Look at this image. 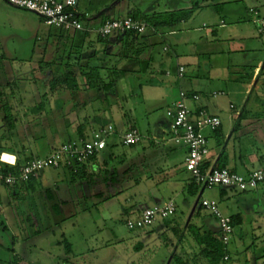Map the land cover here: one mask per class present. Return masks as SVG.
<instances>
[{
	"label": "rangeland",
	"instance_id": "374dc122",
	"mask_svg": "<svg viewBox=\"0 0 264 264\" xmlns=\"http://www.w3.org/2000/svg\"><path fill=\"white\" fill-rule=\"evenodd\" d=\"M127 1L139 3L144 13L155 7V16L145 13L148 26L153 16L160 20L171 12L182 13V19L147 27L134 38L114 31L100 40V17L80 20L81 30L58 28L0 0V158L11 153L43 157L47 143L58 147L74 140L78 128L89 135L110 124L118 132L134 127L143 136L134 146L108 137L107 147L80 177L72 178L62 165L42 170L31 188L0 183V264H167L177 248L162 244L173 238L170 233L158 237L162 220L144 229L126 226L136 217L129 212L136 205L161 206L171 199L162 178L184 168L187 149L172 140L167 110L180 91L195 92L200 100L188 102L190 108L205 107L225 119L240 113L248 87L243 105L252 107L250 115L263 113L264 86L256 91L250 81L264 74V31L256 21L264 18V0ZM123 12L118 4L113 16ZM129 13L137 15L132 9ZM95 66L100 78L92 87L85 73ZM66 77L70 80L60 83ZM4 105L12 115L11 127ZM257 168L259 163L252 167ZM114 172L116 180L106 182ZM47 189L52 199L44 196ZM242 192L232 189L228 195ZM202 197L231 213L218 187L185 196L195 209ZM172 200L178 208L167 220L184 225L190 209L182 207V196ZM258 203L253 210L264 214V201Z\"/></svg>",
	"mask_w": 264,
	"mask_h": 264
},
{
	"label": "crops",
	"instance_id": "0c3cea01",
	"mask_svg": "<svg viewBox=\"0 0 264 264\" xmlns=\"http://www.w3.org/2000/svg\"><path fill=\"white\" fill-rule=\"evenodd\" d=\"M155 2V5L158 6V2ZM177 2L178 1H176V3ZM118 4L119 7L125 11L123 12L124 14H120L121 16L118 18L134 15L129 13L131 9L135 11L137 15L143 17H145V13L147 12H152L154 16L156 13L155 7L148 8L145 13L141 12L142 10L140 9L141 7L139 3L130 5L127 0H77L76 9L86 21H97L98 17H100L99 22L101 25L105 19L115 18L113 15ZM254 15L258 16V13L256 12ZM261 30L264 31L262 28ZM84 31L87 32L88 29H84ZM262 31H260V33ZM261 74L257 80L250 81V85H253V88L256 91H259L262 86H264V74ZM247 91L248 87L244 90V94L239 104L240 108L243 107L241 108L240 113H236L233 116L230 114L225 119H222L217 114H212L220 118L221 124L213 133L209 130L204 131L208 136L209 146V155L205 160L206 167L220 165L228 168L232 172L240 174H245L253 170L252 167L256 163H259L261 167H264V106H260L263 108L262 114L250 115L249 113H251L250 109L252 107H248L245 103L243 105ZM221 95L226 96L223 95V93H221ZM213 97L217 98L219 95L213 94ZM201 108L206 110L205 107ZM229 108L232 109V111L230 110L232 113L235 106L230 103ZM193 109H197V107ZM206 111L208 112V110ZM159 133L161 139H163L164 132L159 131ZM151 142H153L152 139ZM47 146L48 153L52 148H55L52 142L47 143ZM11 154L13 155L8 159L4 157L0 158L1 161L8 160L7 162L13 163L16 159L26 160L28 158H33V156L21 158L17 154ZM162 181L165 182L166 189L171 192L172 198L174 196H182V207H184L185 210L190 209V213L184 225H181L173 219L162 220L163 225L159 233H157L158 237L170 233L173 235V238H169L168 244L166 242L162 244H164V246L170 244L172 248H177V251H172L173 253L168 257L167 264L174 263L173 261H175L176 264H211V257L207 254L210 250H207L203 244L198 245L195 242L191 228L196 227L199 235H206L207 232H211L220 239L219 226L216 218L208 211L206 215H201L200 211L203 208L200 207V203H198L196 209L195 207L188 206L185 196L196 195L198 192L190 194L191 191L189 185L191 184L192 179L184 168L182 171L180 170L178 172L170 171L164 178H162ZM232 189L234 188H219V197L224 200V209L231 211L230 214L225 215L237 218L238 222L233 226L234 229L230 241L226 247L224 246L222 257L216 264H264V214H260V212L253 210L259 205L258 202L262 203V201H264V187L262 188L259 185L248 193L247 191H243V195H237L234 193V195L229 196L228 190ZM172 198L168 199L172 200ZM143 207L145 206L136 205V207L130 209L129 212H135L137 216ZM177 208L176 205V209ZM219 209L223 213L220 206ZM250 220H253L254 222L251 223ZM149 238H151V236L146 235L144 239L147 240ZM139 243L141 242H138L137 246H139ZM140 247L142 248L143 246ZM224 255L228 256L227 260H223Z\"/></svg>",
	"mask_w": 264,
	"mask_h": 264
},
{
	"label": "built area",
	"instance_id": "2783aa9c",
	"mask_svg": "<svg viewBox=\"0 0 264 264\" xmlns=\"http://www.w3.org/2000/svg\"><path fill=\"white\" fill-rule=\"evenodd\" d=\"M8 4L36 13L43 22L49 26L58 28H70L81 30L77 12V0H5ZM256 13L255 11H253ZM264 29V19L256 20ZM144 20L125 16L123 18H108L96 30L101 38H105L112 32L120 34L126 32L143 33L147 28ZM184 69L179 67L178 77H183ZM196 93L179 92L178 100L168 109L166 114L170 118V131L175 144L183 145L187 149L184 159V169L190 175L192 182L199 190L218 188H234L239 191L255 189L260 184H264V167L253 169L245 174L232 172L226 167H206L203 168L205 160L209 155L208 136L205 130L215 132L221 124L218 116L209 114L204 108H190L188 102L199 100ZM115 135L120 138L123 145H137L143 136L134 127H129L123 131H117L110 124L101 126L93 130L89 135L78 137L74 140H67L60 144L44 157L33 158L18 169L17 174L10 171L0 170V183L13 185L17 182H27L31 177L47 168L58 169L63 164H82L90 157L98 155L100 151L107 147V138ZM13 163L0 162L14 165ZM200 207L212 214L218 223L220 240L226 247L233 233L231 217L223 214L215 200L201 198ZM176 205L173 200H168L161 206L154 205L143 207L134 219H127L126 226L130 230L144 229L153 225L158 220L168 219L174 215ZM228 256L224 255L223 260Z\"/></svg>",
	"mask_w": 264,
	"mask_h": 264
},
{
	"label": "trees",
	"instance_id": "16d2710c",
	"mask_svg": "<svg viewBox=\"0 0 264 264\" xmlns=\"http://www.w3.org/2000/svg\"><path fill=\"white\" fill-rule=\"evenodd\" d=\"M183 14L180 13V12H171L170 14L166 15L163 19H160V20H155L156 18L153 16L152 19L153 21H151V26H154V25H157V24H161V23H168V20L170 21H178L180 19H182V16ZM80 15L79 16V19L82 20L84 19V17ZM132 17L134 18H138V19H141V20H144L146 22V20L144 19L143 16H140V15H132ZM147 25L148 22H146ZM150 23V22H149ZM122 36H125L126 38H134L138 35V33H135V32H126V33H123L121 34ZM99 37V36H98ZM99 39H103L101 37H99ZM86 71V70H85ZM82 73H85V72H82ZM71 74V73H70ZM85 77H86V80H87V83L89 86H96V80H98L100 77H99V69L98 67H91L89 68L88 71H86L85 73ZM58 79V78H57ZM70 78L69 77H66V79H63L60 81V78L59 80H54L53 81V87H55V85L60 81V83H67V81H69ZM72 81L74 79H71ZM72 88H76V85L75 86H71ZM106 88H109V85H106L105 86V89ZM3 110H4V120L8 123L9 127L13 126V119H12V115L10 113V110H9V107L7 105H4L3 106ZM78 131V137H83L85 134L82 132V129L81 128H78L77 129ZM141 143V142H140ZM138 145V144H137ZM130 146H134V145H130ZM52 150V149H51ZM3 152V151H0V153ZM46 156V155H45ZM44 157V156H43ZM33 158H28V159H24V160H20V159H16L15 161V164L14 165H10V164H6V163H2L0 162V170L3 171V172H12L14 174H17L18 172V169L20 168L21 165H23L25 162L31 160ZM97 161V156L94 155L92 157H90V159L85 162V163H82V164H72V165H67V164H63V166H65L66 168H68L70 170V175L71 177H80L81 175L84 174L85 172V169H86V164L88 163H91V164H94L95 162ZM206 163L203 165V168H206ZM215 167H218V168H221L223 166H220V165H217ZM41 173V172H40ZM40 173L38 174L37 177H31L27 182H17L13 185H7L3 182H1L2 185L4 186H17V185H27L29 188H31V183L33 180H35L36 178L39 177ZM115 172L111 174V177L110 178H104V180L107 182L109 180L111 181H115L116 178H115ZM190 187V191L191 193L190 194H195L196 192L199 191L198 187L191 181V184L189 185ZM224 189V188H222ZM44 196L47 198V199H52L53 198V195H52V192L47 189L44 191ZM136 207V206H135ZM52 209L55 210L56 212L59 211V205L58 204H54L52 206ZM165 220V219H164ZM231 220H232V225H236L238 220L237 218H233L231 217ZM192 230V233L194 235V238H195V242L198 244V245H204L205 248L207 250H210L207 252V254L211 257V264H216L220 258L222 257V254H223V249H224V245L223 243L221 242L220 239H218L214 234H212L211 232H207L206 235H199L198 233V229L196 227H192L191 228ZM65 241V240H64ZM65 243V246L67 248L68 251H70V245L69 243H67L66 241L64 242Z\"/></svg>",
	"mask_w": 264,
	"mask_h": 264
}]
</instances>
